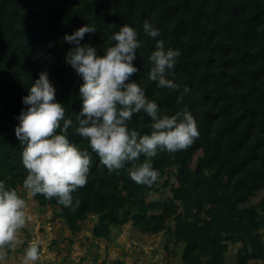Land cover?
I'll return each instance as SVG.
<instances>
[{"label": "trees", "instance_id": "16d2710c", "mask_svg": "<svg viewBox=\"0 0 264 264\" xmlns=\"http://www.w3.org/2000/svg\"><path fill=\"white\" fill-rule=\"evenodd\" d=\"M145 20L160 30L156 40L180 50V91L148 78L156 40L144 33ZM86 24L97 32L80 44L96 47L98 55L115 43L110 37L122 25L136 28L140 71L129 82L144 88L161 116L190 111L200 138L187 150L152 158L162 180L148 187L131 179L132 164L109 171L70 127V140L92 160L87 186L73 194L79 207L73 211L39 194L33 199L51 208L71 234L92 219V236L102 241L130 223L141 234L163 233L166 251L179 255V264H226L230 244H239L236 264H264V0H0V180L22 193L27 171L15 128L29 107L23 97L41 72L76 126L83 80L66 62L76 45L63 37ZM185 87L190 91L178 103ZM151 123L140 113L129 127L150 134ZM146 160L142 155L139 162ZM161 188L167 196L154 197Z\"/></svg>", "mask_w": 264, "mask_h": 264}, {"label": "clouds", "instance_id": "9594fccd", "mask_svg": "<svg viewBox=\"0 0 264 264\" xmlns=\"http://www.w3.org/2000/svg\"><path fill=\"white\" fill-rule=\"evenodd\" d=\"M144 33L156 40L158 28L145 20ZM95 25L86 24L63 39L76 45L66 57L76 74L82 78L79 97L82 111L77 124L66 118L64 103L56 99V88L46 71L30 86L23 97L28 105L19 116L15 134L23 146L22 164L27 171L23 193L9 188L0 180V264L9 250L24 243L21 232L32 222L33 216L26 197L42 195L56 199L60 205L75 211L80 204L73 194L86 187L91 172V155L69 138V129L88 142L99 162L109 171H119L132 164L131 179L151 187L162 180L160 172L150 162L160 152L175 153L187 150L200 138L197 120L187 110L161 116L155 100H150L144 88L130 78L140 69L134 64L142 41L136 28L124 24L110 37L115 43L104 55L97 48L81 45L86 34L96 33ZM53 46L51 43L49 47ZM181 55L179 49L166 47L164 40H156L155 50L148 60L151 65L148 78L159 88L180 91L175 82V65ZM185 87L178 97L184 99ZM151 118L150 134H141L129 124L137 114ZM148 158L140 163L141 156ZM42 258L40 246L31 243L25 249L22 264H38Z\"/></svg>", "mask_w": 264, "mask_h": 264}, {"label": "rangeland", "instance_id": "374dc122", "mask_svg": "<svg viewBox=\"0 0 264 264\" xmlns=\"http://www.w3.org/2000/svg\"><path fill=\"white\" fill-rule=\"evenodd\" d=\"M167 194L168 191L161 188L154 197L165 198ZM261 195L253 201L257 202ZM26 199L33 220L21 232L24 243L18 246L12 255L6 256L2 264H22L25 249L31 243L40 246L42 258L38 264H117L119 260L120 264L180 263L179 255L174 257L166 251L168 240L163 233L141 234L127 223L114 231L109 239L98 241L92 236V219L83 224L81 232L71 234L61 219L52 218L51 208L39 207L33 197ZM70 239L73 240L72 243ZM238 248L239 244L229 245L226 264H236L235 255Z\"/></svg>", "mask_w": 264, "mask_h": 264}]
</instances>
